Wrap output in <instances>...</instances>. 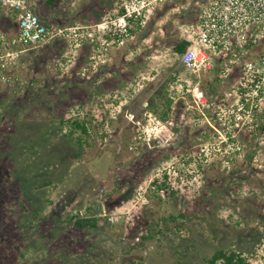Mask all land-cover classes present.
<instances>
[{
    "label": "rangeland",
    "instance_id": "374dc122",
    "mask_svg": "<svg viewBox=\"0 0 264 264\" xmlns=\"http://www.w3.org/2000/svg\"><path fill=\"white\" fill-rule=\"evenodd\" d=\"M126 1L132 0L30 3L50 17L52 31L76 26L83 31L113 22ZM190 2H158L146 24L130 21L133 32L121 45L114 26L107 60L86 75L99 38L84 37L76 45L70 36L58 35L27 49L9 79L0 80V264H207L215 250L231 248L250 256V264H264V161L253 159V136L238 132L244 147L230 154L227 143L218 148L220 135L208 123L195 124L199 113H182L198 80L203 91L209 90L208 80L219 84L216 73L189 72L175 52L184 28L186 35L197 34L191 25L199 4ZM10 17L18 22L17 8ZM147 35L157 49L150 57L172 62L176 71L142 105V121L149 124L147 111L162 108L159 97L167 91L176 111L168 128L154 133L148 125L121 148L120 101L134 104V86H120V66L133 57L149 59L127 49L148 48ZM103 109L111 123L102 120ZM89 110L92 145L79 149L75 138L81 131L68 137L69 126L60 130L58 121ZM106 126L110 132L101 137ZM164 174L173 195L170 188L151 184ZM56 212L63 215L52 219ZM72 212L96 225L79 229L64 223Z\"/></svg>",
    "mask_w": 264,
    "mask_h": 264
},
{
    "label": "built area",
    "instance_id": "2783aa9c",
    "mask_svg": "<svg viewBox=\"0 0 264 264\" xmlns=\"http://www.w3.org/2000/svg\"><path fill=\"white\" fill-rule=\"evenodd\" d=\"M18 9V31L0 28V80H8L15 71L22 54L30 47L45 45L55 36H70L76 45L83 38L91 41L99 38L100 46L91 53L92 66L83 70H98L107 60V54L115 42L109 38L113 27L120 35V45L129 34V23L138 20L142 25L149 20L152 9L162 0H132L122 3L124 13L113 22L86 26L59 28L52 31L48 23L33 8L11 0H2ZM169 1V0H165ZM199 4V16L195 25L196 36L187 35L188 48L179 55L180 63L191 73L201 76L205 72L216 73L219 86L216 94L202 90L198 80L191 90V100L185 104L183 116L193 109L200 114L196 125L208 123L221 140L216 142L221 150L227 143V151L235 154L244 143L236 139L238 132L247 131L253 136L256 161H264V0H190ZM188 26V25H187ZM188 28H184L186 33ZM128 37V36H127ZM130 40V38H127ZM150 131L156 133L168 128L156 115L150 114ZM207 149V150H206ZM208 155L209 147H202ZM228 159L227 162H231ZM112 219V217H111Z\"/></svg>",
    "mask_w": 264,
    "mask_h": 264
},
{
    "label": "crops",
    "instance_id": "0c3cea01",
    "mask_svg": "<svg viewBox=\"0 0 264 264\" xmlns=\"http://www.w3.org/2000/svg\"><path fill=\"white\" fill-rule=\"evenodd\" d=\"M11 1L18 4H24L31 8H34L35 6V4L30 3V1L32 2V0H11ZM2 6L3 8H1ZM14 9L16 8L13 4L2 3L0 5V28L10 30L12 34L17 33L18 31V22L16 21L14 22L13 20H11L10 17V12ZM44 15L45 14L43 13L42 17L45 19V21H48L50 17L47 14L45 15V17ZM9 21L10 23L11 22L14 23L13 24L11 23L10 25ZM140 25L141 23H139L138 21V26ZM149 36L150 35L145 36L143 41L145 42L150 41L151 36L150 39ZM183 38L189 40L188 36L185 33H183L182 38H179L178 41H180V39ZM147 47L148 48H145L144 46L143 48H141L140 46H136V47L131 46V48H127V49H131L130 52L139 53V55L145 53L148 54L147 56L149 58L148 60L146 59L143 60L139 57L138 59H136V57H133V59H131L130 62H123V64L120 63V65L122 64L120 66V70H121L120 86L125 84L126 85L131 84L134 86L133 89L134 92H132V94L130 95V99L134 104H131L132 106L125 105L124 102L126 100L120 101V147L121 148L129 144L130 139L133 138L134 133L136 131L143 130L146 128L149 129L148 128L149 124L147 119L145 123H143L142 121L145 118L144 117L145 112H143L142 115V110L144 109L142 105H145L148 102L147 101L148 98L156 96L155 92H157V86H159L160 83H162L163 79L165 78L168 79L169 77H172L175 74L174 71H176V69L174 70L175 67L173 66L172 62L168 64H163L151 58L150 52L156 53L157 49L156 48L153 49L152 44H149V42H147ZM124 49H125L124 47H120V51L122 50L123 52L127 51V49L125 50ZM168 49L170 50V47H168ZM177 57H179V54L177 55ZM166 82L167 81H165L164 83ZM147 112H148L147 117L150 114L156 115L151 110H148ZM253 143L254 142L251 139V146L253 145Z\"/></svg>",
    "mask_w": 264,
    "mask_h": 264
},
{
    "label": "trees",
    "instance_id": "16d2710c",
    "mask_svg": "<svg viewBox=\"0 0 264 264\" xmlns=\"http://www.w3.org/2000/svg\"><path fill=\"white\" fill-rule=\"evenodd\" d=\"M63 0H45V2L49 5H55L57 2H60ZM1 5V3H0ZM124 9L120 8L119 14H123ZM44 19V18H43ZM45 20V19H44ZM49 27V26H48ZM50 28V27H49ZM129 31L133 32L132 29L129 28ZM113 33V31H112ZM110 37V36H107ZM190 45V41L183 38L180 39L174 46L175 51L180 55L182 54ZM219 84L214 82L213 80H208L207 87H209V90H205L204 92L209 94H216ZM173 97L174 95L167 91L159 98L163 99L162 108H159V106L155 105L151 108V111L156 114V116L162 120L164 123H168L172 120L174 116V112L176 110L173 109ZM179 106V107H178ZM177 111L181 108V104L177 105ZM103 121L108 123H111L113 120L110 118V115L108 111L105 109L101 110ZM92 114V116H91ZM87 116H90V118H87ZM93 113L89 110L83 117H73L70 116L68 118H61L58 121V125L60 130L65 128V126H69V130L66 133V136L73 137L78 130L81 131L79 135L76 136L75 140L79 147V149H84L87 146H91L92 143L90 141V138H92V135L94 133L91 123L94 120ZM58 128V129H59ZM110 132V127L106 126L103 133L100 134L101 137H104L105 135H108ZM151 184L153 186H157L158 190L164 189V188H170L171 192L170 194L173 195L175 193V189L171 185L170 178L167 174H164L163 178H156L152 180ZM63 215L61 212H56L55 215L52 217V219H56L58 216ZM64 223H74L79 229H83L87 226L96 225V222H91L88 218H81L76 213H69L67 217L63 219ZM148 238V236H144V239ZM250 256L244 254V252L237 251L234 248L231 249H217L215 250L208 258L207 264H250Z\"/></svg>",
    "mask_w": 264,
    "mask_h": 264
}]
</instances>
